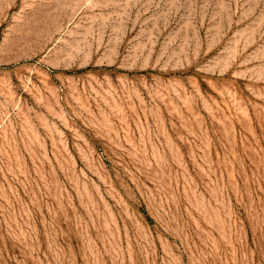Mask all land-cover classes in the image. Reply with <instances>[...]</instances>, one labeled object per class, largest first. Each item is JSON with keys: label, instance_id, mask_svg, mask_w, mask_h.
I'll return each mask as SVG.
<instances>
[{"label": "rangeland", "instance_id": "374dc122", "mask_svg": "<svg viewBox=\"0 0 264 264\" xmlns=\"http://www.w3.org/2000/svg\"><path fill=\"white\" fill-rule=\"evenodd\" d=\"M0 264H264V0H0Z\"/></svg>", "mask_w": 264, "mask_h": 264}]
</instances>
